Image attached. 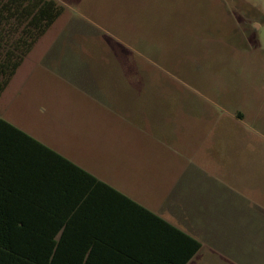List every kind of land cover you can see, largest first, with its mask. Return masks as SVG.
Instances as JSON below:
<instances>
[{
    "label": "rangeland",
    "instance_id": "1",
    "mask_svg": "<svg viewBox=\"0 0 264 264\" xmlns=\"http://www.w3.org/2000/svg\"><path fill=\"white\" fill-rule=\"evenodd\" d=\"M0 117L204 244L264 264V0H57Z\"/></svg>",
    "mask_w": 264,
    "mask_h": 264
},
{
    "label": "trees",
    "instance_id": "2",
    "mask_svg": "<svg viewBox=\"0 0 264 264\" xmlns=\"http://www.w3.org/2000/svg\"><path fill=\"white\" fill-rule=\"evenodd\" d=\"M63 13L57 0H0V99ZM86 198L89 211L108 201L128 202L129 210L185 237L194 250L190 247L180 264L201 248L197 240L0 117V264H92V252L76 226Z\"/></svg>",
    "mask_w": 264,
    "mask_h": 264
},
{
    "label": "crops",
    "instance_id": "3",
    "mask_svg": "<svg viewBox=\"0 0 264 264\" xmlns=\"http://www.w3.org/2000/svg\"><path fill=\"white\" fill-rule=\"evenodd\" d=\"M22 66L18 71H20ZM60 154L63 155L62 153ZM65 157L68 158L67 156ZM68 159L71 160L70 158ZM71 161L74 162L73 160ZM74 163L87 170L78 163ZM87 171L90 172L89 170ZM90 173L93 174L92 172ZM102 181L106 182L105 180ZM106 183L114 187L112 184ZM122 193L165 220L174 228L201 243L200 250L193 254L187 264H194L197 260L202 259L204 244L189 229L181 226L179 221L174 219V215L162 214L157 209L154 210L141 203L139 199L124 192ZM88 197L90 198V196ZM91 197L93 198V196ZM87 198L86 200L83 199L80 204V208L83 209L77 211L76 226L80 228L79 235L83 238V244H86L89 252H92L91 256L94 258L92 264H180L185 254L189 252L190 247L194 250V245L189 246L192 243L172 231L168 226L152 217L129 210L128 207L132 205L128 202L108 201L96 205V210L89 211L85 210L88 206L84 204L88 201ZM89 228H91V236L87 235Z\"/></svg>",
    "mask_w": 264,
    "mask_h": 264
}]
</instances>
